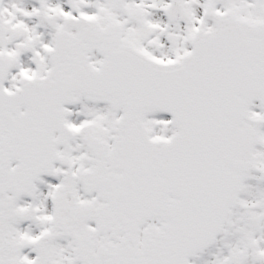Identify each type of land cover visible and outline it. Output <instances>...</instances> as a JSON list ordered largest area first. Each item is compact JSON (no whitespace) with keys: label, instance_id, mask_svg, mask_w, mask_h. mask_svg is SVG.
<instances>
[{"label":"snow or ice","instance_id":"6c2138e0","mask_svg":"<svg viewBox=\"0 0 264 264\" xmlns=\"http://www.w3.org/2000/svg\"><path fill=\"white\" fill-rule=\"evenodd\" d=\"M0 264H264V0H0Z\"/></svg>","mask_w":264,"mask_h":264}]
</instances>
